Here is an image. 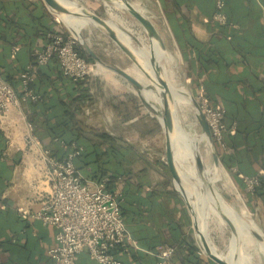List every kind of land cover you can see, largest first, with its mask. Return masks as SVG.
I'll return each instance as SVG.
<instances>
[{"label": "crops", "instance_id": "obj_1", "mask_svg": "<svg viewBox=\"0 0 264 264\" xmlns=\"http://www.w3.org/2000/svg\"><path fill=\"white\" fill-rule=\"evenodd\" d=\"M148 1L159 7L160 22L171 41L169 47L166 44L168 53L163 63L176 69L180 60L193 93L208 94L227 110L225 122L230 132L226 148L220 149L215 184H221L227 192L232 180L245 196L251 212L230 205L252 227L253 220L243 214L248 210L254 224L264 233V0H226L224 11L229 12L237 25L224 33L209 23L213 0ZM50 30L62 31V28L57 14L42 0H0V76L18 90L19 75L30 64L32 50L45 47L46 32ZM50 80L43 76L38 84L48 88ZM86 80L93 95L88 109L98 115H115V122L111 121L109 128L147 131L150 123L146 121L142 103L136 100L131 82L117 74ZM54 104L52 98L47 115L54 114ZM29 109L27 102L20 110L11 109L0 131V264H52L48 251L55 245L56 229L35 217L50 192L48 164L41 155L49 140L42 142L34 136V131H29ZM160 133L164 135L162 126L158 130L154 127L151 139L158 140V145H161ZM162 144L165 146V137ZM206 147L210 151L207 144ZM237 169L251 177L262 176L261 188L249 193ZM142 176L146 184L141 190L135 187L132 192L123 185L125 196L120 191L125 200L127 229L134 242L127 253H119L127 264H156L158 248L174 232L172 227L170 233L166 229L169 220L163 215L177 208L175 200H169L172 190L176 191L171 187L173 177L166 176L147 157L146 174ZM179 197L184 203L182 196ZM180 215L179 210L173 217L178 220ZM173 263L191 264L179 251ZM76 264L98 263L83 251Z\"/></svg>", "mask_w": 264, "mask_h": 264}, {"label": "built area", "instance_id": "obj_2", "mask_svg": "<svg viewBox=\"0 0 264 264\" xmlns=\"http://www.w3.org/2000/svg\"><path fill=\"white\" fill-rule=\"evenodd\" d=\"M225 6V0H215L211 19L218 25L235 27L224 11ZM50 37L51 41L45 47L33 51L35 63L29 64L20 75L19 93L0 76V131L11 109L20 110L23 103L40 100V96L31 89L37 66L46 65L56 56L65 76L74 81L91 77L94 66L78 52L76 37L60 33ZM197 100L214 143L225 149L224 137L228 131L225 109L211 105L204 94L198 95ZM27 126L32 132L33 125L27 121ZM73 148L74 151L62 159L53 157L48 150L41 152L42 159L48 164L50 192L35 217L56 229L55 245L48 251L52 264H76L83 251H87L98 264H127L119 253H127L134 242L120 208L122 194L119 190H108V179L96 181L86 178L74 163L80 150L75 145ZM241 178L248 192L252 193L259 185L256 176ZM175 253L174 247L162 245L158 248L156 264H174Z\"/></svg>", "mask_w": 264, "mask_h": 264}, {"label": "trees", "instance_id": "obj_3", "mask_svg": "<svg viewBox=\"0 0 264 264\" xmlns=\"http://www.w3.org/2000/svg\"><path fill=\"white\" fill-rule=\"evenodd\" d=\"M225 2L227 7V1L225 0ZM214 9L215 0H213V9L209 19L210 25L212 27H217L219 30H221V33H224V30L227 28H233V26L230 25L221 26L214 23L211 19ZM225 13L228 16L229 21L232 24L237 25V22H235L232 16L229 15L227 10ZM46 33V45L51 41L50 35L52 34L60 33L67 35L66 33H63V31L58 30H50ZM225 35L227 34L225 33ZM34 50H32V53ZM77 50L80 55L88 62L91 63L94 60V58L84 49V47H80ZM34 63L35 61L32 57L30 64ZM26 70L27 67L20 73V75ZM20 75L19 90L12 83H10L6 77L3 75H1V77L11 84L19 93L21 91ZM43 76L50 77V87L44 88L39 86L38 81L43 78ZM31 89L34 91V93L40 96V100L37 102L27 103V105L30 106V114L28 115V119L34 127V136L42 142L49 140V144H47L45 147L46 150L50 151L53 157L58 159L66 157V155L74 151L73 147L75 145L80 150V154L75 158L74 163L86 178L96 181L108 179V190L112 192L117 190L122 191L124 196L125 186L128 187V190L132 192L133 190L135 191V187L140 190L142 189L144 184H146V178L143 176L132 175L133 173L127 170L124 166L128 164L130 165V163L133 162L132 154H135L133 149L129 148V145L121 138L114 137L106 132L99 133L93 131V129H87V127L83 126V124L78 119L77 116L83 108L86 100L91 98L89 84L86 79L74 81L73 79L65 76L60 67L59 61L55 56L46 65L37 66V71L34 74V80L31 83ZM205 97L208 99L211 105L224 108L222 105L212 100L208 94H205ZM52 98L55 100L53 108L54 114H49V116L45 112L47 109L51 108L50 101ZM225 111L226 119L228 113L226 109ZM225 123L227 125V122ZM228 132H230L229 128L224 137L226 146V137ZM216 148L219 155L221 148L217 144ZM164 166H167V164ZM236 171L239 172L238 169ZM240 175L244 177H251L245 173H240ZM256 177L259 178V185L252 193L257 192L263 183L262 176ZM240 180L241 183L244 184L243 179L241 178ZM120 183L122 185H120ZM176 197L177 200L175 199ZM179 198L180 197L178 193L172 190L171 194L169 195V200H175L174 204L175 208H177L174 211H171L172 213L170 211H166L163 213V215L164 219L166 218L169 220V225H166V229L170 233L172 227L174 231L172 235L173 238L172 236L169 237L168 240H164V242L162 241V244L172 246L176 249V252L179 251L183 253V255H186V257L189 259V263L191 264H205L197 254L199 250L193 237L187 233L186 229L191 225V219L185 204ZM124 201L123 199L120 201V208L125 221ZM179 210L181 215L177 220L175 217H173V215H175ZM208 264L215 263L209 261Z\"/></svg>", "mask_w": 264, "mask_h": 264}, {"label": "rangeland", "instance_id": "obj_4", "mask_svg": "<svg viewBox=\"0 0 264 264\" xmlns=\"http://www.w3.org/2000/svg\"><path fill=\"white\" fill-rule=\"evenodd\" d=\"M82 4H85L87 7H89L91 10H93L97 15L101 16L102 18L106 20H114V17L112 14H110L107 11V8L104 4V1L102 0H78ZM130 2H134L133 4L137 7L139 6L141 9L144 10V12L150 16L152 21L156 24L158 27L160 33L162 32L164 35H162L165 45L167 44L168 47L171 43L169 39V35L167 34L166 30L163 27V23L160 22L159 17V7L148 0H129ZM114 9L115 13L121 20L123 21L122 24L124 25H118L119 30L123 34L125 38L129 40V42L135 46H137L136 41L134 40L133 36L129 37L128 32H130L134 37H141L143 38L145 46L147 44L148 46V40L147 37L141 28V26L124 10L116 7L113 4H110ZM57 19L59 24L61 25L63 33H66L70 37H78L81 33L82 37L85 39V41L88 43L90 48L96 53V55L100 58L102 61V64L98 65V62L96 60H93L91 64L94 66L93 73L91 75L92 78H103L106 77V75H113L116 76V73L112 70L122 69L126 70L128 73L131 74L130 68L133 66L132 61L99 29H97L94 25L90 24H83L74 27L72 30L69 29L66 24L61 20V18L57 15ZM117 24V22H116ZM75 35V36H74ZM165 38V39H164ZM139 39V38H138ZM166 45V47H167ZM77 46L78 48L83 47L79 40H77ZM167 47V48H168ZM173 50L172 48H170ZM164 66L166 67L168 74L172 78L174 85L178 87L179 89L191 92L193 91L190 88L189 80L187 79L182 62L179 60L177 62V68L168 66L167 63H164ZM104 68L107 71L99 70V68ZM118 75V74H117ZM90 77V78H91ZM88 82V80H87ZM89 88H90V83ZM131 85V84H130ZM143 86V85H142ZM131 89L134 90L136 100L142 103V107L145 112L146 121H149L150 124L146 126L147 131L142 132L138 129H132V128H122V127H116L115 129L109 128L111 121L115 122V115L112 114H101L98 115V113L92 111V109H88L93 102V98L90 94V99L86 100L83 108L81 109L80 113L78 114V119L83 124V126H86L87 129H93L95 132H106L114 137L123 139L129 146V148L133 149L135 154H132L133 162L130 163V165H124L125 168L131 173L132 175H138L142 176L146 174V157L150 159L151 161H154L157 166H160V169L163 171V173L168 176L171 179L172 172L167 166H163L166 163V157H165V146L162 144V141H164V135L161 134V145H158V140L151 139L153 136V129L155 127V130L157 128L160 129V120L158 116H160V112L158 110L159 105L152 101L148 100L143 95V88H137L130 86ZM144 87V86H143ZM152 88L154 89V86L152 85ZM195 98L197 99V95H195ZM181 109L177 108V112L179 115L180 120L182 121L183 125L187 129V131L194 136H199L201 134V128L199 125V122L197 120V117L195 115V110L193 107V104L188 96L185 97V101L181 102ZM103 118V119H102ZM105 122H104V121ZM113 123V122H112ZM114 125V123H113ZM108 127V129H106ZM152 131V132H150ZM157 143V144H156ZM206 142L204 140L201 141V149L203 154L205 155V158L208 163L212 164V155L209 150H207ZM160 161V164L159 162ZM171 182V181H170ZM220 191L222 192L223 196L227 200L229 204L234 206L236 209H240L242 207L247 208V200L243 193L239 190V188L234 184V182L231 180V187L230 189L225 192L222 188L221 184L216 185ZM171 187H173L180 196L179 191L177 190L176 184L171 182ZM229 192V193H228ZM214 209V208H213ZM249 210V209H248ZM250 211V210H249ZM214 212L217 214L218 217L219 214L214 209ZM251 212V211H250ZM212 217L206 218V229L208 231V236L211 241V243L215 246L218 253L225 254L227 252V248L229 246L230 242V229L226 224H223L219 218L215 215ZM190 215V213L188 212ZM250 218L254 221L253 215L250 213ZM191 219V218H190ZM187 233L191 235L196 243V246L199 250L197 253L198 256L201 258V260L208 264L209 261H211L208 257L202 253L199 241L195 235V232L192 228V222L189 228L186 229ZM263 246V245H262ZM249 255L252 257V260L256 264H264V253H261L259 255L256 254L255 251H250Z\"/></svg>", "mask_w": 264, "mask_h": 264}, {"label": "water", "instance_id": "obj_5", "mask_svg": "<svg viewBox=\"0 0 264 264\" xmlns=\"http://www.w3.org/2000/svg\"><path fill=\"white\" fill-rule=\"evenodd\" d=\"M42 1L52 12L57 14L59 17H61L62 15H75L82 16L90 20L92 25H94L97 29L104 33L132 61L133 65L138 70H140L153 85L156 86V89L159 93L158 110L161 117L160 123L165 137V157L167 160L166 164L172 172L173 181L176 184L177 190L182 196V199L184 200V203L190 213L192 228L199 241L200 249L202 253H204V255L215 264H237L239 245L238 229L232 217L228 215L229 211L226 212L227 210L222 209L223 205L220 202L222 201V197L220 196V194L222 195V193H220L216 189V186H214L211 171L208 169V163L200 147L201 144H193L188 136H181L184 142L190 145L191 154L194 158L195 170L203 187L201 192L209 191L211 197L216 196L220 207V213L224 217V220L226 221L230 229L231 244L225 254H219L215 246L211 243L206 226H204L200 219V213L204 211L205 202L203 203V201L199 200L198 195H196L187 174L178 164V161L175 157V138L178 135L180 136L182 131H187V129L179 122L177 116V106L175 104L174 97L171 91V84L168 81L164 69L156 58L154 44H157L164 52L168 50L156 24L144 11L135 7L129 0H102L104 2H114L120 4L124 8V11H126L141 26L150 41L149 49H146L136 37H134V40L136 41L137 46L128 43L122 37V35L118 33L111 20H106L97 15L93 10H91L89 7H87L85 4H82L78 0ZM127 33L129 37H132L131 33H129L128 31ZM78 40L84 47V49L94 58V60H96L98 64L103 65L100 58L90 48L88 43L82 37L81 33L79 34ZM112 71L127 79L135 87L143 88L142 84L126 70L117 69ZM185 92L186 95L190 97L195 110V115L201 126V134L195 137H200L201 139L206 141L212 155L213 169L219 170V155L205 115L202 112L201 106L198 100L195 98L194 94L188 91ZM225 201L227 204H229L226 199ZM252 233L257 240H259L260 242H264V233H262V231L257 227L256 224L255 230H253Z\"/></svg>", "mask_w": 264, "mask_h": 264}, {"label": "bare ground", "instance_id": "obj_6", "mask_svg": "<svg viewBox=\"0 0 264 264\" xmlns=\"http://www.w3.org/2000/svg\"><path fill=\"white\" fill-rule=\"evenodd\" d=\"M110 4L115 5L116 7L124 10V8L117 3L114 2H104L107 11L112 14V16L114 17V20H111L112 24H114V26L116 27L118 33H120L122 35V37L128 42L129 40L127 38H125L123 36V34L121 33V31L119 30L118 25H121L124 27V25L122 24V20L121 18H119L117 16V14L115 13V9L118 10L117 8H113ZM134 5V4H133ZM135 7H137L136 5H134ZM138 9H140L139 7H137ZM61 20L66 24V26L69 29H73L76 26L79 25H83V24H92L90 20H88L85 17L82 16H75V15H62ZM117 22V24H116ZM126 26V25H125ZM130 33V32H129ZM146 35V34H145ZM75 36V35H74ZM134 38V35H132ZM76 37V36H75ZM147 37V36H146ZM78 38V37H77ZM139 38V39H138ZM138 41L141 44H144V40L141 37H137ZM148 40V46L147 44L145 46H143L146 49H149V45H150V41L149 38L147 37ZM155 46V53H156V58L159 61L160 65L162 66V68L164 69V72L168 78V81L171 84V91H172V95L174 97V101L175 104L177 106V108L181 109V102L185 101V97L188 96L186 95L185 90L179 89L178 87H176L174 85V82L172 80V78L170 77V75L168 74V71L166 69V67L164 66V59L165 56L168 53V50H166L165 52L157 45L154 44ZM149 63V61H148ZM99 65V64H98ZM100 70L102 71H107L104 68H100L98 67ZM131 71V75L133 77H135L144 87H143V95L145 98H147L148 100H152L154 102H156L158 104L159 101V93L156 89V86L153 85L148 78L140 71L138 70L134 65L130 68ZM152 85L154 86V89L152 88ZM189 97V96H188ZM190 98V97H189ZM177 116L179 119L180 124L183 125L182 121L179 118L178 112H177ZM159 120H161V117L158 116ZM185 136H188L189 139L193 142V144L195 143H199L201 144V141L203 139L196 138L194 135H191L189 132L187 131H182L181 135L177 136L175 138V157L178 161V164L181 166V168L183 169V171L187 174L189 181L192 184V187L196 193V195H198V198L200 201H203V203L205 202V207H204V211H202V213H200V219L201 222L204 224V226H206V218L207 216L212 217L214 215V209L217 211V213L219 214L220 217L217 216V214L215 213V215L219 218V220L223 223L226 224V221L224 220V217L222 216V214L220 213V207H219V203L216 199V196L211 197L209 191L207 192H201V190L203 189L200 181H199V177L197 175V172L195 170V165H194V158L191 154V150H190V145L188 143H185L183 138ZM182 136V137H181ZM33 138V137H32ZM205 141V140H204ZM208 169L211 171V176H212V181L214 183V186H216L215 181H214V176L215 174L218 172V170L213 169V166H208ZM216 189L220 192V190L218 189V187L216 186ZM221 193V192H220ZM203 194V195H202ZM223 195V194H222ZM220 194V196L222 197V201H220L222 203V209L227 210L226 212H228V215L230 217H232L234 223L237 226L238 229V237H239V245H238V256H237V264H256L253 260L252 257L249 255L250 251H255L257 255L261 253H264V246H262L256 239V237L253 235L252 231L255 230V224L252 221V227L249 225V223H247L243 217L229 204L226 203L224 196H222ZM198 200V201H199ZM214 208V209H213ZM243 214L245 216V218L250 219V213L248 210H244ZM228 226V225H227ZM264 244V242H261ZM231 244V237H230V242H229V246ZM228 246V248H229ZM227 248V250H228ZM221 254V253H219Z\"/></svg>", "mask_w": 264, "mask_h": 264}]
</instances>
